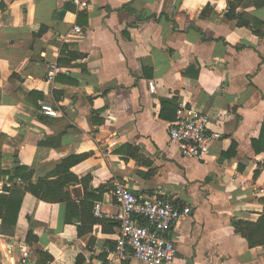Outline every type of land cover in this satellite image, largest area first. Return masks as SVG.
Segmentation results:
<instances>
[{
	"label": "crops",
	"instance_id": "obj_1",
	"mask_svg": "<svg viewBox=\"0 0 264 264\" xmlns=\"http://www.w3.org/2000/svg\"><path fill=\"white\" fill-rule=\"evenodd\" d=\"M87 1L0 0V193L24 188L10 180L20 166L37 183L61 178L67 158L80 161L65 187L71 203L27 194L15 236L0 220V264H143L131 251L113 256L116 183L192 209L164 232L177 246L171 264H264V246L250 248L232 226L264 212V149L254 143L264 125V32L227 18L234 0ZM246 1L237 12L264 23V6ZM182 106L210 115L220 135L202 159L170 143ZM83 201L100 203L103 217L84 213ZM28 230L38 236L31 245Z\"/></svg>",
	"mask_w": 264,
	"mask_h": 264
},
{
	"label": "built area",
	"instance_id": "obj_2",
	"mask_svg": "<svg viewBox=\"0 0 264 264\" xmlns=\"http://www.w3.org/2000/svg\"><path fill=\"white\" fill-rule=\"evenodd\" d=\"M76 2L82 8L88 6L87 0ZM75 30L81 32L82 28L76 26ZM57 72V68L51 70L49 78L52 80ZM148 88L155 92V82L149 81ZM40 110L45 115L58 116V111L50 104L43 103ZM210 125V115L182 106L176 121L169 128L170 143L177 146L184 157L202 159L208 144L220 137L218 133L210 132ZM114 196L119 206L116 216L119 234L113 256L125 260L131 251L133 257L143 264L173 263L177 246L164 232L180 218L189 216L192 209L174 200L142 197L122 183H116ZM94 214L103 217L100 203L94 206ZM23 256V262H26L29 253L25 252Z\"/></svg>",
	"mask_w": 264,
	"mask_h": 264
},
{
	"label": "trees",
	"instance_id": "obj_3",
	"mask_svg": "<svg viewBox=\"0 0 264 264\" xmlns=\"http://www.w3.org/2000/svg\"><path fill=\"white\" fill-rule=\"evenodd\" d=\"M248 3H253L256 6H264V0L259 2V0H247ZM244 3V0H234V4L231 6L229 12L227 13V18L231 21H236L238 26H248L255 28V33L262 35L264 32V23L256 19L251 21L247 18V15L237 12V7L239 4ZM165 103V101H163ZM256 144V150L264 149V125L260 138L254 142ZM126 148L131 149V154L137 156V148L131 147V145H126ZM136 149V150H135ZM133 151V152H132ZM78 158H67L57 167L56 172L61 176L57 181H48V178H41L37 183L32 181L33 171L26 166L18 167L13 174H11V181L15 178H20L25 186L22 189L17 184H12L11 186H5L4 190L0 193V220H1V232L5 235L15 236L18 230L20 212L22 205L24 203L26 195H31L32 199H40L50 203L58 202H68L71 203V196L65 190V187L78 179L70 173V168L76 165ZM3 173H8L7 171ZM93 203L91 201H83L82 210L83 212H88L93 210ZM24 219L29 222L31 220V215L28 214L24 216ZM92 220V223H95ZM232 226L235 233L241 235L247 240L250 248H255L257 246H264V212L261 214L257 221L245 220L242 218H233ZM38 240V236L33 232V230H28L24 235V242L27 244H33ZM52 259V257H51Z\"/></svg>",
	"mask_w": 264,
	"mask_h": 264
}]
</instances>
